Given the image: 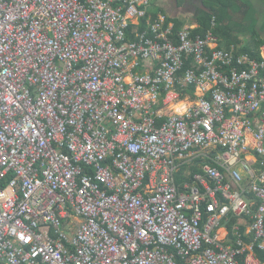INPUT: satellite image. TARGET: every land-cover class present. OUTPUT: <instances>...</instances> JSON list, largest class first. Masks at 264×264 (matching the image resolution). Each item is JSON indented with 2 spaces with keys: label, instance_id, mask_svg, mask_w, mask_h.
Here are the masks:
<instances>
[{
  "label": "built area",
  "instance_id": "2783aa9c",
  "mask_svg": "<svg viewBox=\"0 0 264 264\" xmlns=\"http://www.w3.org/2000/svg\"><path fill=\"white\" fill-rule=\"evenodd\" d=\"M170 18L0 0V264H256L264 46Z\"/></svg>",
  "mask_w": 264,
  "mask_h": 264
},
{
  "label": "trees",
  "instance_id": "16d2710c",
  "mask_svg": "<svg viewBox=\"0 0 264 264\" xmlns=\"http://www.w3.org/2000/svg\"><path fill=\"white\" fill-rule=\"evenodd\" d=\"M261 1L264 2V0ZM202 4L203 7L197 9L199 27L195 28V34H204L207 30L213 29L214 34L222 39L220 47L229 49L232 44L241 45V52L260 58L259 49L264 44V38L257 28V10L252 0H203ZM239 14L241 17V27L235 28V26H239V21L233 17H237ZM250 14L252 16H249ZM214 16L216 17V27L212 28V18ZM153 17H156V12L154 11ZM246 18L250 24L245 23L247 22ZM169 20L175 23L174 32L177 33L183 26V23L178 19L170 18ZM146 27L145 19L143 20V25L138 30H144ZM247 32L250 33V38L247 42H243L239 34ZM235 219L236 217H231V220Z\"/></svg>",
  "mask_w": 264,
  "mask_h": 264
},
{
  "label": "crops",
  "instance_id": "0c3cea01",
  "mask_svg": "<svg viewBox=\"0 0 264 264\" xmlns=\"http://www.w3.org/2000/svg\"><path fill=\"white\" fill-rule=\"evenodd\" d=\"M202 1L203 0H151V4H152V10L154 12L164 13L173 19H178L183 23V26L191 25L197 28L199 27L197 9L203 7ZM259 16L260 15L257 12V17H258L257 28L261 32V36L264 38V16L263 18H260ZM239 37L242 39L243 42H247L250 38V33L247 32L244 34H240ZM262 46H264V44ZM260 49H259V53H260ZM234 222H238L241 224L242 233L245 234L244 238L246 239V241L250 242L252 240V237L245 232L246 225L244 224L243 221L237 220V218L235 220H231L230 218L228 222H225L226 225L224 226V228H221L219 230L220 234L223 237H226L227 240L231 241L232 237L230 235V232L232 231V226ZM253 255L255 257L256 264H264V250L261 249L258 250L257 248L255 249Z\"/></svg>",
  "mask_w": 264,
  "mask_h": 264
},
{
  "label": "rangeland",
  "instance_id": "374dc122",
  "mask_svg": "<svg viewBox=\"0 0 264 264\" xmlns=\"http://www.w3.org/2000/svg\"><path fill=\"white\" fill-rule=\"evenodd\" d=\"M253 3H254V7L256 8V10H257V12H258V14L260 15L259 17L260 18H263V16H264V2L263 1H261V0H253ZM249 16H252V14H250ZM233 17V16H232ZM234 19H238V21H239V26L237 25V26H235V28L236 27H241L240 26V23H241V17H240V14L237 16V17H233ZM258 18V17H257ZM246 20H247V22H245V23H248V24H250L249 23V21H248V19L246 18ZM244 24V23H243ZM237 33V32H236ZM239 36H240V34H239Z\"/></svg>",
  "mask_w": 264,
  "mask_h": 264
}]
</instances>
